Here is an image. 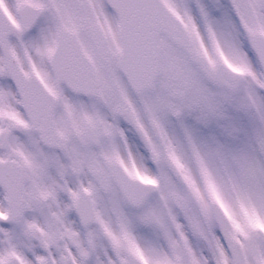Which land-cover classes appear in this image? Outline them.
Wrapping results in <instances>:
<instances>
[{
    "label": "snow or ice",
    "instance_id": "1",
    "mask_svg": "<svg viewBox=\"0 0 264 264\" xmlns=\"http://www.w3.org/2000/svg\"><path fill=\"white\" fill-rule=\"evenodd\" d=\"M0 264H264V0H0Z\"/></svg>",
    "mask_w": 264,
    "mask_h": 264
}]
</instances>
